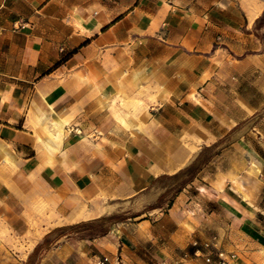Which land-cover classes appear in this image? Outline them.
Returning <instances> with one entry per match:
<instances>
[{"label": "crops", "instance_id": "obj_1", "mask_svg": "<svg viewBox=\"0 0 264 264\" xmlns=\"http://www.w3.org/2000/svg\"><path fill=\"white\" fill-rule=\"evenodd\" d=\"M220 254L264 264V0H0V264Z\"/></svg>", "mask_w": 264, "mask_h": 264}, {"label": "built area", "instance_id": "obj_2", "mask_svg": "<svg viewBox=\"0 0 264 264\" xmlns=\"http://www.w3.org/2000/svg\"><path fill=\"white\" fill-rule=\"evenodd\" d=\"M220 256H221V262H220V264H227V260L224 257V255L223 254H220ZM207 261H210V258H208Z\"/></svg>", "mask_w": 264, "mask_h": 264}]
</instances>
